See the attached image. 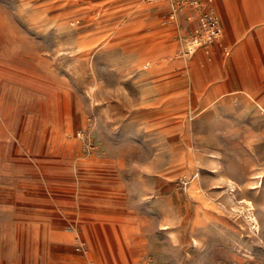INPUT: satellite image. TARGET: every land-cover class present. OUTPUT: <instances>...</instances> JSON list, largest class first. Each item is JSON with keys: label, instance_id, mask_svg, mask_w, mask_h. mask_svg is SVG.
Returning a JSON list of instances; mask_svg holds the SVG:
<instances>
[{"label": "rangeland", "instance_id": "1", "mask_svg": "<svg viewBox=\"0 0 264 264\" xmlns=\"http://www.w3.org/2000/svg\"><path fill=\"white\" fill-rule=\"evenodd\" d=\"M228 1L192 54L168 0H0V264H264V114L209 104L245 39L264 71Z\"/></svg>", "mask_w": 264, "mask_h": 264}, {"label": "bare ground", "instance_id": "2", "mask_svg": "<svg viewBox=\"0 0 264 264\" xmlns=\"http://www.w3.org/2000/svg\"><path fill=\"white\" fill-rule=\"evenodd\" d=\"M240 3L241 2H236L233 5L236 10L235 16L242 18L244 15L243 10H247L249 13H251L253 18H256V20H254V23L262 22L264 24V1L263 0H261L260 2L257 1L255 3H250L249 0H246V2L243 3L244 4L243 7ZM218 5L220 6V9L222 10L224 8H227V9L230 8V2L228 0H218ZM258 14H260L259 18H258ZM222 16H223L225 25H228L229 21H231L232 18L227 14H222ZM182 22L183 21L181 20V17L178 18L177 24L179 25V27L182 26ZM232 35L230 34V36ZM186 44H187V49L189 51L190 42H187ZM249 44H251V41L245 39L243 42H241V45L239 46V48H237L236 50H233V54L230 58L224 59L223 61H219V64L222 65L223 68L225 67L227 68V70L225 69L226 74L229 76L230 80L233 83H237L236 84L237 86L235 88H227L226 91H221L222 86H219V87L215 86L214 85L215 82H217L218 78H220V73L222 74V71L217 69L209 80L210 82H212L209 85L213 86L212 88L215 89L214 91L215 95L210 100L209 104L225 96L236 95L237 97L244 98L247 101V103H249L253 107H256L259 112L264 114V97L259 95L256 91L249 89L247 85L245 84L246 80L255 82V83H260V82L264 83V71H261L263 70L261 56L259 53L251 54V53L245 52V49L248 47L247 45ZM173 45H177V44L175 43ZM255 45H264V38L260 36V40L257 43H255ZM190 49H191L190 50L191 52L189 51V53H192V54H195L198 51V49L196 50H194L193 48H190ZM261 53H262V50H261ZM231 65H234L235 69L229 71ZM209 85H208V88L211 89V86Z\"/></svg>", "mask_w": 264, "mask_h": 264}, {"label": "built area", "instance_id": "3", "mask_svg": "<svg viewBox=\"0 0 264 264\" xmlns=\"http://www.w3.org/2000/svg\"><path fill=\"white\" fill-rule=\"evenodd\" d=\"M170 2V18L175 20L184 16L190 24L197 23L191 31L190 48L212 45L219 40L224 31L220 15L213 5V0H168ZM191 52V51H190Z\"/></svg>", "mask_w": 264, "mask_h": 264}, {"label": "crops", "instance_id": "4", "mask_svg": "<svg viewBox=\"0 0 264 264\" xmlns=\"http://www.w3.org/2000/svg\"><path fill=\"white\" fill-rule=\"evenodd\" d=\"M213 5H214V7L216 8V10H217V12H218V14H219V10H218V5H217V1L216 0H213ZM221 23H222V26H223V31H224V34H225V25H224V23L221 21ZM217 44V42L215 43V45ZM220 44L221 45H223V40L221 39L220 40ZM227 48V47H226ZM211 52V50H208L207 51V53H210ZM226 53H228V52H226Z\"/></svg>", "mask_w": 264, "mask_h": 264}]
</instances>
